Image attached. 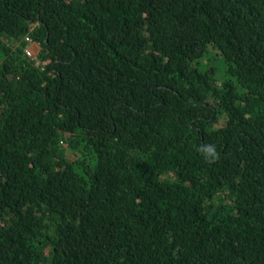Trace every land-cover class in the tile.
Wrapping results in <instances>:
<instances>
[{
  "label": "trees",
  "instance_id": "obj_1",
  "mask_svg": "<svg viewBox=\"0 0 264 264\" xmlns=\"http://www.w3.org/2000/svg\"><path fill=\"white\" fill-rule=\"evenodd\" d=\"M0 264H264V0H0Z\"/></svg>",
  "mask_w": 264,
  "mask_h": 264
},
{
  "label": "built area",
  "instance_id": "obj_2",
  "mask_svg": "<svg viewBox=\"0 0 264 264\" xmlns=\"http://www.w3.org/2000/svg\"><path fill=\"white\" fill-rule=\"evenodd\" d=\"M24 40L28 42V45L24 47L25 54L29 57L34 58V56L39 51V48L36 49L38 47V43L29 34L24 36Z\"/></svg>",
  "mask_w": 264,
  "mask_h": 264
},
{
  "label": "clouds",
  "instance_id": "obj_3",
  "mask_svg": "<svg viewBox=\"0 0 264 264\" xmlns=\"http://www.w3.org/2000/svg\"><path fill=\"white\" fill-rule=\"evenodd\" d=\"M38 48H39V45H38Z\"/></svg>",
  "mask_w": 264,
  "mask_h": 264
},
{
  "label": "rangeland",
  "instance_id": "obj_4",
  "mask_svg": "<svg viewBox=\"0 0 264 264\" xmlns=\"http://www.w3.org/2000/svg\"><path fill=\"white\" fill-rule=\"evenodd\" d=\"M36 49H38V47Z\"/></svg>",
  "mask_w": 264,
  "mask_h": 264
}]
</instances>
